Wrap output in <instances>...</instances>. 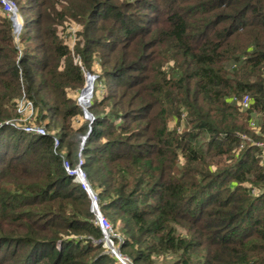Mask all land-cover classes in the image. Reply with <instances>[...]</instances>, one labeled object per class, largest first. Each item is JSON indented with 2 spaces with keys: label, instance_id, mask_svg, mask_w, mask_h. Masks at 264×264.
Here are the masks:
<instances>
[{
  "label": "trees",
  "instance_id": "obj_1",
  "mask_svg": "<svg viewBox=\"0 0 264 264\" xmlns=\"http://www.w3.org/2000/svg\"><path fill=\"white\" fill-rule=\"evenodd\" d=\"M11 1L21 29L16 42L0 0V264H121L61 154L71 168L80 154L129 264H264L248 125L264 115V0ZM83 68L96 74L90 124ZM23 94L46 134L5 123Z\"/></svg>",
  "mask_w": 264,
  "mask_h": 264
},
{
  "label": "built area",
  "instance_id": "obj_2",
  "mask_svg": "<svg viewBox=\"0 0 264 264\" xmlns=\"http://www.w3.org/2000/svg\"><path fill=\"white\" fill-rule=\"evenodd\" d=\"M1 3L3 6L2 11L11 19L15 17L18 21V14L13 2L11 0H1ZM19 32H14L13 30V35L18 38ZM234 100L237 106L243 111L250 110L252 108L251 97L249 96V94H244L240 98L235 97ZM15 112L16 116L5 122L6 124L20 128L26 133L35 135L46 134V128L44 127V125L42 123H36L35 121V109L33 103L24 94L17 99L15 104ZM261 115L263 114L258 111L252 110L249 114L248 125L257 136V139L252 140L251 144L258 148L260 162L264 167V115ZM58 145L59 142L57 137L53 136V148L57 149ZM61 156L63 158L62 164L67 174L73 176L74 179L81 184V187L86 191L90 199L94 222L102 231L103 236L101 240L103 241L104 245H108L109 242H111L112 245V239L116 238L117 235L113 233L108 219L105 218L99 210L96 196L87 183L85 174L81 169L82 158L80 154H78L77 162L73 168L69 166L67 160H65L64 158V155L61 154Z\"/></svg>",
  "mask_w": 264,
  "mask_h": 264
},
{
  "label": "water",
  "instance_id": "obj_3",
  "mask_svg": "<svg viewBox=\"0 0 264 264\" xmlns=\"http://www.w3.org/2000/svg\"><path fill=\"white\" fill-rule=\"evenodd\" d=\"M11 20L13 22V30H14V32H19L20 29H21V23H19L16 20L15 17H13V19H11ZM83 73H84V76H85V83H84V86L82 87V89L80 90V92L78 94V98L76 99L79 106H81L80 103H79V97L82 95V93L85 90L87 77H89L91 79V82L92 83H93V81L96 78L95 75H90L89 71L86 68H83ZM92 92H93V84L91 85L90 91H89L90 98L92 97ZM89 105H90V99H89V103L87 104V107L86 108H82L81 107V111L83 113V116L88 120V122L90 124V122L92 121L93 117L89 113V111L87 110V108L89 107ZM88 133H89V130L82 137L81 145L83 144V142H84V140H85V138H86V136H87ZM105 246L111 251V253L114 254V256L119 260V262L121 264H129L128 259L126 257H123V256L120 255V253H119V246L114 247V246L109 245V244L108 245H105Z\"/></svg>",
  "mask_w": 264,
  "mask_h": 264
},
{
  "label": "rangeland",
  "instance_id": "obj_4",
  "mask_svg": "<svg viewBox=\"0 0 264 264\" xmlns=\"http://www.w3.org/2000/svg\"><path fill=\"white\" fill-rule=\"evenodd\" d=\"M13 4H14V6L16 7L15 3H13ZM15 9H16V8H15ZM16 12H17V9H16ZM10 19H11V18H10ZM18 22H19V20H18ZM20 22H21V19H20ZM20 22H19V23H20ZM77 27H78V26L75 25V26H70V28H69V27L67 28V30H69V32H70V30H71V33H72L71 36H70V38L67 37V40H68V41H70V39L72 40V41L70 42V45H72L71 43H73V37H72V36L74 35L73 32L76 30ZM13 39H14L16 42H17V40H18V38L15 37L14 35H13ZM93 68H94V70H96V71L98 70V66H97V65H95ZM90 75H95V76H96L95 73L90 74ZM95 79H96V78H95ZM94 81H95V80H94ZM94 81H93V85H94ZM90 85H91V83H90ZM76 98H78V95L76 96ZM91 98H93V92H92V97H91ZM80 108H81V106H80ZM261 116H263V115H261ZM80 118H81V119H79V120H82V118H83V119H86L83 115H81ZM116 232H118V230H116ZM116 239H118V237H116ZM108 242H109V241H108ZM109 243H110V242H109ZM109 243H108V244H109ZM110 244H111V243H110ZM112 245H113V244H112ZM117 246H118V243H115V244H114V247H117Z\"/></svg>",
  "mask_w": 264,
  "mask_h": 264
},
{
  "label": "bare ground",
  "instance_id": "obj_5",
  "mask_svg": "<svg viewBox=\"0 0 264 264\" xmlns=\"http://www.w3.org/2000/svg\"><path fill=\"white\" fill-rule=\"evenodd\" d=\"M90 87H91L90 83H87L86 86H85L84 92L79 97V103H80V105H81L82 108H86L87 107V104L89 103V99H90V95H89Z\"/></svg>",
  "mask_w": 264,
  "mask_h": 264
}]
</instances>
